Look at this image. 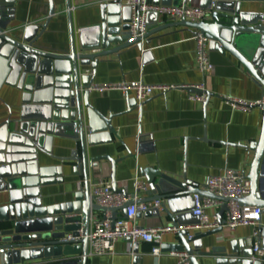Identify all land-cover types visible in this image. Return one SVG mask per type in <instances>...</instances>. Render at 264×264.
Segmentation results:
<instances>
[{
  "label": "water",
  "instance_id": "water-1",
  "mask_svg": "<svg viewBox=\"0 0 264 264\" xmlns=\"http://www.w3.org/2000/svg\"><path fill=\"white\" fill-rule=\"evenodd\" d=\"M49 1V14L43 25L28 24L21 35L14 20V0H0V88L6 85L18 91L17 113L0 123V184L7 193L6 202L0 206V264H87L89 246L87 234L92 212L106 209L94 204L89 194L90 168L101 159H107L112 166L110 176L113 191L124 193L115 185V163L110 157H88L87 147L108 144L115 129L111 125L113 115L105 117L88 101L89 88L93 85L100 58L110 55L119 57L123 52L137 49L142 52V40L150 34L170 26H185L209 38V47L235 58L263 91V101L257 105L262 110L260 135L257 141L243 147L252 153L248 179L250 194L236 198L243 205L259 206L264 214V195L261 193V168L264 164V12L263 14L242 11L243 3H264V0H200V7L208 12L202 22L180 20L151 28L140 38L132 39L130 33L131 8L126 0H96L99 9V23L77 34L72 26L70 0H65L68 20L69 49L58 54L42 51L36 42L45 31L55 14L53 0ZM176 0H149L154 5L172 6ZM184 4L188 0H182ZM152 13V12H150ZM150 13L147 15L149 16ZM156 17V13H153ZM87 31H92L89 44L83 42ZM79 37V39H78ZM143 59L147 53H142ZM105 60L101 61L104 62ZM89 67V72L85 71ZM204 94L206 106L211 93L205 90L187 89ZM142 104L138 107L141 108ZM137 107L136 101L128 99L127 112ZM53 137L76 141L80 155L71 154L76 161L75 170H80L83 188L74 193L73 200L59 205L43 206L40 186L62 181V168L37 165V152L50 153ZM63 161L64 160H60ZM148 188L147 197L137 202L161 201V208L178 226L184 204L194 194L223 201L217 214L218 227L205 233L187 237V231L176 232L178 243L168 245V250L185 252L191 264H198L197 256H209L200 252L199 242L204 236L223 230L222 214L228 199L199 189L195 183L180 177H171L159 170L144 168ZM133 201L125 203L120 210L126 216V208ZM193 206V199H192ZM160 215L158 208H152ZM116 216L117 210H112ZM254 238L261 256L253 260L252 247L232 242L229 251L222 248L216 264H264V223L256 226ZM70 238V239H67ZM195 244V246H191ZM163 250V247H161ZM137 253V244L132 247ZM80 256L69 261H55L62 256ZM138 258H133L137 264Z\"/></svg>",
  "mask_w": 264,
  "mask_h": 264
},
{
  "label": "crops",
  "instance_id": "crops-1",
  "mask_svg": "<svg viewBox=\"0 0 264 264\" xmlns=\"http://www.w3.org/2000/svg\"><path fill=\"white\" fill-rule=\"evenodd\" d=\"M14 20L12 26L22 29L28 24L43 25L49 14L48 0H14ZM182 0H176L177 6ZM55 14L36 42L38 49L58 54L67 53L69 49L68 20L65 0H53ZM72 26L77 34L82 29H89L99 23V9L96 0H70ZM200 0H188L187 6L200 7ZM201 8V7H200ZM203 9V8H202ZM242 11L263 14L264 3H243ZM163 16L153 13L146 16L147 27L175 23ZM194 29L177 25L170 26L142 40V52L132 49L119 57L110 55L99 59L93 84L117 83L120 81L142 80L161 85H199L211 93L206 106L204 102H195L189 98L190 92L182 88L167 91H155L154 94L137 107L127 112L128 99L117 90L103 93L90 90L88 101L99 113L108 117L113 115L111 125L115 129L112 141L108 144L88 146V157H110L116 160L114 177L117 189L131 194L134 191V179L146 183L141 173L144 168L161 171L171 177H180L195 183L199 189L204 188L206 179L220 173L224 168L249 170L252 153L239 145L257 141L260 135L262 110L257 105L247 110L232 109L224 97L245 99L249 102L263 101V91L254 83L240 63L229 54L222 55L207 44L212 70L203 75L196 67ZM92 31H87L83 42L89 44ZM79 39V37H78ZM147 53L143 59L142 53ZM105 60L104 62H101ZM89 72V67H85ZM19 92L3 85L0 88V123L17 113ZM142 104L141 108L138 106ZM80 155L76 141L53 137L49 154L37 152V165L61 167L60 183L40 186V198L43 206L59 205L73 200L74 193L83 188L80 170H75L77 163L71 160V154ZM64 160L60 161V160ZM95 167L90 168L89 181L102 179L111 184V163L101 159ZM148 191V188H147ZM147 191L140 194V199L147 197ZM261 193L264 195V164L261 168ZM7 200V193L0 184V206ZM192 199L184 204L183 212L177 221L180 227L194 225L197 219L192 215ZM222 205L207 213H219ZM160 215L153 211L137 213L134 222L141 227H160L172 225L171 219L158 208ZM103 213L92 212V217ZM121 216L122 211H117ZM225 212L222 214V219ZM264 223V214L262 215ZM254 228L238 226L233 231L223 228L220 233L204 236L200 239V252L211 253L209 256H197L198 264H216L218 253L222 248L229 251L232 242H240L252 247L256 243L252 236ZM207 231H192L200 234ZM68 239V238H67ZM176 232L164 233L161 237V255L150 253L151 244L139 242L137 253H133L128 240L119 239L110 254L87 258V264H177L176 253L168 250V245L178 243ZM195 246V244H191ZM80 256H62L55 261L79 259Z\"/></svg>",
  "mask_w": 264,
  "mask_h": 264
},
{
  "label": "built area",
  "instance_id": "built-area-1",
  "mask_svg": "<svg viewBox=\"0 0 264 264\" xmlns=\"http://www.w3.org/2000/svg\"><path fill=\"white\" fill-rule=\"evenodd\" d=\"M124 4L131 8L130 33L132 39L142 37L147 31L146 16L148 13H156L171 21L185 20L193 23L202 22L208 16V12L200 7L187 6L183 2L177 6L154 5L149 0H126ZM195 41V62L196 67L203 75L212 70V63L209 59L207 44L209 38L200 32H195L192 36ZM173 88L203 90L199 85H150L142 80L120 81L117 83H102L92 85L90 90L105 92L117 90L124 97L133 96L137 103L151 97L155 91H167ZM189 98L195 102H204L205 95L190 92ZM226 103L232 109L247 110L250 107L259 105L261 102H249L245 99L234 98L232 96L224 97ZM248 171L245 169L224 168L220 173L210 176L204 183V190L208 193L228 199L225 210L224 224L222 227L227 231H233L238 226H251L254 228L252 236L257 237L256 226L261 220L263 209L259 206L243 205L237 202L236 198H242L250 194V181ZM147 191V185L137 177L134 179V191L131 194L115 192L110 183L97 179L89 181V194L94 204L105 208L106 210L99 217L90 218L89 231L87 234L89 252L88 256H102L110 254L114 250V244L119 239L128 240L130 247L139 242L151 244L150 253L154 256L161 255V237L164 233L187 231V237H192V231H209L218 227L217 214L207 213V210H213L223 205V201L194 194L192 215L197 219L191 226L180 227L166 225L160 227H141L135 224L134 219L137 213H146L152 208H159L160 202L154 200L151 202H137L140 194ZM128 201L133 204L126 208V216L112 214V210L119 211ZM70 239V238H68ZM252 259H258L262 251L257 243L253 245ZM3 249L0 248V253ZM177 264H191L190 256L185 252L175 254Z\"/></svg>",
  "mask_w": 264,
  "mask_h": 264
}]
</instances>
